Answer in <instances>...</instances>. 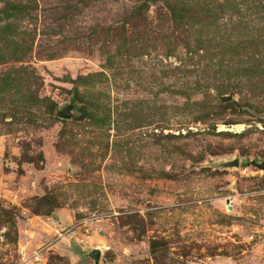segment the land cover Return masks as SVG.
I'll list each match as a JSON object with an SVG mask.
<instances>
[{
  "label": "rangeland",
  "instance_id": "rangeland-1",
  "mask_svg": "<svg viewBox=\"0 0 264 264\" xmlns=\"http://www.w3.org/2000/svg\"><path fill=\"white\" fill-rule=\"evenodd\" d=\"M252 160L264 0H0V264H264Z\"/></svg>",
  "mask_w": 264,
  "mask_h": 264
},
{
  "label": "water",
  "instance_id": "water-1",
  "mask_svg": "<svg viewBox=\"0 0 264 264\" xmlns=\"http://www.w3.org/2000/svg\"><path fill=\"white\" fill-rule=\"evenodd\" d=\"M221 100L228 102L233 99V94L230 95H223L220 96ZM74 104H70L66 106L65 108L59 110L57 112V115L61 118L70 119L73 116V110ZM252 163L258 166L259 168L264 170V160L263 161H256L252 160ZM239 164L238 160L227 162V166H237ZM102 257V250L100 248L92 247L89 249V251L85 254V258L91 261L89 264H100Z\"/></svg>",
  "mask_w": 264,
  "mask_h": 264
},
{
  "label": "bare ground",
  "instance_id": "bare-ground-1",
  "mask_svg": "<svg viewBox=\"0 0 264 264\" xmlns=\"http://www.w3.org/2000/svg\"><path fill=\"white\" fill-rule=\"evenodd\" d=\"M234 128H236V129H243L244 128V125H234L231 129H234Z\"/></svg>",
  "mask_w": 264,
  "mask_h": 264
}]
</instances>
